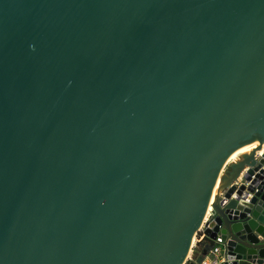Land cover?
Here are the masks:
<instances>
[{"label":"water","instance_id":"95a60500","mask_svg":"<svg viewBox=\"0 0 264 264\" xmlns=\"http://www.w3.org/2000/svg\"><path fill=\"white\" fill-rule=\"evenodd\" d=\"M263 139L264 0H0V264H178L217 189L264 264Z\"/></svg>","mask_w":264,"mask_h":264},{"label":"built area","instance_id":"2783aa9c","mask_svg":"<svg viewBox=\"0 0 264 264\" xmlns=\"http://www.w3.org/2000/svg\"><path fill=\"white\" fill-rule=\"evenodd\" d=\"M263 151H264V144L262 145L260 150H257L255 152V155L256 156H261ZM242 174H243V172L240 173V175L238 176V180H236L235 183L238 184V183H240L242 181ZM209 216H210V212L207 215V217L205 218V220H207V218ZM200 230L201 231L203 230V224H202ZM226 262H227V259H226L225 255L223 253L222 239H221L220 235L217 234L215 239H214L213 245H210L209 251H208V253L206 255H204L199 260H196L193 256L191 257V255L189 254L184 259L183 262L178 263V264H224Z\"/></svg>","mask_w":264,"mask_h":264},{"label":"bare ground","instance_id":"6f19581e","mask_svg":"<svg viewBox=\"0 0 264 264\" xmlns=\"http://www.w3.org/2000/svg\"><path fill=\"white\" fill-rule=\"evenodd\" d=\"M263 144H264V139H263L262 145H263ZM258 146H259V142H258V140L252 141V142L247 146V148H246V150H245V154H249L250 152H252V151H253L255 148H257ZM261 147H262V146H261ZM261 147H260V149H261ZM260 149H259V150H260ZM237 158H238V157H235V156H232V155H228V156L226 157V159H225V161H224V163H223L224 165L222 166V168L220 169L219 173L217 174V176H216V178H215V180H214L213 185L217 183V180H218L217 178H218L219 175L223 172V170H224V168H225L227 162H230V161H232V160H234V159H237ZM239 175H240V174H239ZM218 181H219V180H218ZM218 191H219V189L215 190L213 196H212L211 198H209V200H208V204H207L206 209H205V212H204V214H203V216H202V218H201V220H200V222H199V224H198V228H201V226H202V224H203L205 218H206L207 215L209 214V212H210V208H211V202L214 200V198H215V194H217ZM194 240H195V235H193V237H192V240H191V246L194 244ZM188 254H189V252L185 255V257H187ZM185 257H183V258L179 261V263L183 262L184 259H185Z\"/></svg>","mask_w":264,"mask_h":264},{"label":"trees","instance_id":"16d2710c","mask_svg":"<svg viewBox=\"0 0 264 264\" xmlns=\"http://www.w3.org/2000/svg\"><path fill=\"white\" fill-rule=\"evenodd\" d=\"M202 231L201 230H198L197 233H196V239H195V244H194V247H193V252H192V256H194V258H196V260H199L200 258L203 257V254H202V248L201 247V239H202ZM196 247H198L196 250Z\"/></svg>","mask_w":264,"mask_h":264},{"label":"crops","instance_id":"0c3cea01","mask_svg":"<svg viewBox=\"0 0 264 264\" xmlns=\"http://www.w3.org/2000/svg\"><path fill=\"white\" fill-rule=\"evenodd\" d=\"M236 180H238V176H237V179ZM200 248H202V254H203V249H206L207 248V253L209 251V248L207 247V242L204 241V240H201V247ZM206 254H203V256L206 255ZM240 264H252V263L251 262H248V261H240Z\"/></svg>","mask_w":264,"mask_h":264},{"label":"rangeland","instance_id":"374dc122","mask_svg":"<svg viewBox=\"0 0 264 264\" xmlns=\"http://www.w3.org/2000/svg\"><path fill=\"white\" fill-rule=\"evenodd\" d=\"M217 182H218V180H217ZM195 236H196V235H195ZM195 238H196V237H195ZM194 244H195V240H194ZM194 244H193L192 247H191L192 249H193V247H194ZM197 248H198V247H196V250H198ZM192 249H191L190 252H189V254L191 255V257H192V252H193ZM195 259H196V258H195Z\"/></svg>","mask_w":264,"mask_h":264},{"label":"clouds","instance_id":"9594fccd","mask_svg":"<svg viewBox=\"0 0 264 264\" xmlns=\"http://www.w3.org/2000/svg\"><path fill=\"white\" fill-rule=\"evenodd\" d=\"M196 239V238H195Z\"/></svg>","mask_w":264,"mask_h":264}]
</instances>
